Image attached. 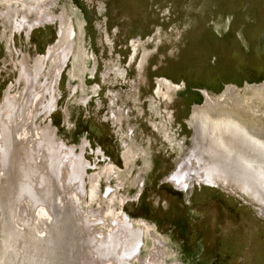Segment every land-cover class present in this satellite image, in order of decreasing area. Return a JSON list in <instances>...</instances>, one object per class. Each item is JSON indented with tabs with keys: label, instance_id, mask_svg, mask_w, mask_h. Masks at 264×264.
Returning a JSON list of instances; mask_svg holds the SVG:
<instances>
[{
	"label": "rangeland",
	"instance_id": "obj_1",
	"mask_svg": "<svg viewBox=\"0 0 264 264\" xmlns=\"http://www.w3.org/2000/svg\"><path fill=\"white\" fill-rule=\"evenodd\" d=\"M33 1L0 4V108L5 96L26 92L22 68L51 46L56 55L61 27L73 31L57 82V58L42 62L37 90L54 83L55 108L33 118V133L54 130L67 155L85 167L83 215L100 233L130 220L142 230L140 257L158 255L163 264H264V205L232 182L200 180L204 172L189 157L195 112L199 121L246 128L264 147V0H40V15H63L64 24L56 18L16 30L4 14L14 7L19 20L33 23ZM50 99L44 93L42 104ZM25 137L22 129L16 153ZM185 160L190 171L178 182ZM259 160L254 176L264 189ZM16 164L9 160L12 173ZM0 189L15 205L11 191ZM36 214L11 216L17 235L2 232L3 253H12L17 236L23 247L25 229L46 251L53 230Z\"/></svg>",
	"mask_w": 264,
	"mask_h": 264
},
{
	"label": "bare ground",
	"instance_id": "obj_2",
	"mask_svg": "<svg viewBox=\"0 0 264 264\" xmlns=\"http://www.w3.org/2000/svg\"><path fill=\"white\" fill-rule=\"evenodd\" d=\"M31 10H33V6H31ZM17 14V8L13 7L6 16L16 17ZM42 16L48 17L47 14ZM14 24L16 30L26 26L30 30L33 27V23L28 21H18ZM23 74L28 83L26 92L21 97L5 96V103L0 108V132L4 131L5 126L11 135V140L13 119L17 122L23 120L22 129L30 128L29 113L31 109L29 108L32 104L33 118L37 119L42 113L47 112V109L35 111V108L37 103L45 108V103L42 104L41 100L44 93H48V88L43 90L40 94L41 98L37 102L35 100L32 102L31 91L35 81L32 68L26 65L24 69L22 68L21 75L23 76ZM25 105L28 106V111L26 117L23 115L21 119V114L25 111V107L22 106ZM193 125L195 127V145L189 157L195 159L200 165L201 171L204 172L202 176L198 175L200 180L214 185L219 182L223 184L232 182L244 193L264 205V189L260 187L259 179L254 176L260 163V157L264 158L263 144L250 135V132L244 127L241 128L228 122L215 124L210 117L199 121L197 113L194 116ZM52 139L53 137L47 129L42 130L40 134L34 131L33 157L31 156V161H28L31 163H24L21 166L18 164V175L22 173L17 182L19 187L15 186L11 190L15 205L4 202V193L0 189V235L2 232L7 235H17L13 229V221H9L11 216L14 220H17L18 216L23 217V220H29L33 218V214L37 213L36 220L38 215L42 219L44 217L45 222L51 223L48 230H53L49 233L47 242H44L46 251L34 247L37 242L33 241V234L29 235L31 230L25 229V234L28 236L24 234L23 247H21L22 236L15 237L20 243L16 250L18 242H14L15 239L12 245L9 244L8 248L11 249V254L3 253L7 239L4 236L3 241L0 242V264H34L33 262H39V259L44 261L43 264H133L134 261L137 264H163L158 255H155L156 258L153 254L147 258L140 257L142 230L133 227L130 220L128 222L124 217L121 222L111 223L109 233H100L97 224L83 215L80 208V178L85 167L81 165L80 161H74L66 154L62 145ZM24 141L26 142L25 139ZM0 154H5L2 143ZM186 160L174 176L178 182L183 181L186 172L190 171ZM6 163V161H0V168L6 167L4 165ZM241 167H245L248 171ZM26 171L28 173H25ZM30 171L38 174L36 179ZM31 182L37 183V187L33 188ZM41 209L45 211L46 215L39 212ZM16 210L19 215H16ZM2 216L5 218L2 219ZM23 220L21 221L24 222ZM15 224L16 222H14ZM48 242L50 246L47 245Z\"/></svg>",
	"mask_w": 264,
	"mask_h": 264
},
{
	"label": "flooded vegetation",
	"instance_id": "obj_3",
	"mask_svg": "<svg viewBox=\"0 0 264 264\" xmlns=\"http://www.w3.org/2000/svg\"><path fill=\"white\" fill-rule=\"evenodd\" d=\"M5 1L10 2L12 0H2L0 2V4L8 3V2H5ZM32 6H33V12H35L36 15H37V19L33 22V27L34 26H37L39 24H42V23H46V22H52L53 23L56 18H58L61 26L64 24L63 15H61L60 17L51 16V15H48V17H45V16L43 17L42 15H40L41 14L40 13L41 12V9L43 8L40 0L33 1V5ZM9 9L10 10L8 12L11 11V7H9ZM29 9L31 10V7L30 6H29ZM6 15H7V12L4 14V16L13 25H15L14 23H16L18 21H23V22L24 21H27L26 18H24L23 20H19L18 19V14H17L16 17H12L11 16L10 18L7 17ZM33 27L31 29H33ZM30 30H29V32H30ZM81 30H82V28H81ZM29 32H28V34H29ZM72 33H73V31H72ZM72 33H70V34H72ZM70 34L66 30L64 31L63 28L61 27V30H60V38L62 40L61 43H60L61 44V47H60L59 51L56 53V55L54 54V48L55 47L54 46H51V47H49V49L47 51V54H44L42 56H39L35 60L34 65H30L29 64L31 66L32 70H33V74L32 75L34 76V80H35L33 82V87L36 89L35 90L36 93L34 94V97H33V87H32V91H31V93H32L31 101L32 102H33V100H35V102H37L41 98V95H40L39 91L37 90V85L39 84V79L40 78H37V76H40V74L44 70V67L45 66H43L42 62L43 61H46L47 62L52 56H55L57 58V62H56L57 65H56V68L54 69L55 72H56L55 74L57 76V78L55 79V81L57 82V79H58V77H59V75H60V73L62 71V67H63L64 63L67 61V59H68V57L70 56V53H71L72 44H73V40H72L73 34L71 36H70ZM20 66H21V62H20ZM20 70H21V67H20ZM20 70H19V72H20ZM19 80H21L20 73H19ZM53 85H54V83H51L49 85L50 87L49 86L48 87L47 86L46 87L44 86L45 88H48V93H50V95H51L50 101H48L44 105L45 108H40L41 111H42V109H47L46 114L51 113L52 110H54V108H55L54 107L55 106V99L53 97L54 90L51 87ZM45 88H44V90H45ZM22 107H25V111L22 112L21 119H22L23 115L25 116L26 113H27V111H28V106L25 105V106H22ZM38 107H40V105L37 103L36 104L35 111H38L39 110ZM195 114H196V112H195ZM195 114H194V116H195ZM29 115H30L29 116V121L31 122V125H30V128L29 129H25L24 130V134L26 136L25 137V140H26L27 143L24 146H18L17 153L14 150V146L18 144L19 138L22 135L21 123L23 122V120H18V122H17V121H15L13 119L12 122H13L14 126L12 127V131H11V133H12V140H11V135H10V133H8V130H6L5 126H4V131L2 133L0 132V147H1V143H2L3 150L5 151V154L4 155H1L0 154V161H6L7 162L6 164H4L6 167L0 168V187H6L9 191H11L12 188L15 187V186L17 188L19 187V185H18L17 182H18L19 176L21 177V174H22L21 173V174L18 175L19 170L16 167H15V171L12 173V171H11V165H9V160H11V159L12 160H16V158H17V164L15 166L18 167V164H20L19 166H21L24 163H31V162H26V161H29L31 159V156L33 157V108H31V111H30ZM46 129L52 135V137H53L52 140L53 141H57L58 144L62 145L63 149H65L64 146H66V145L63 144L61 141H59L57 139L54 130H52V129L50 130L49 128H46ZM5 157H6V159H5ZM27 158H29V159H27ZM24 168H25V166H24ZM16 171H17V175H15ZM25 173H27V171ZM31 184H33V183L31 182ZM31 186H33V185H31Z\"/></svg>",
	"mask_w": 264,
	"mask_h": 264
},
{
	"label": "water",
	"instance_id": "obj_4",
	"mask_svg": "<svg viewBox=\"0 0 264 264\" xmlns=\"http://www.w3.org/2000/svg\"><path fill=\"white\" fill-rule=\"evenodd\" d=\"M193 115V114H192Z\"/></svg>",
	"mask_w": 264,
	"mask_h": 264
}]
</instances>
